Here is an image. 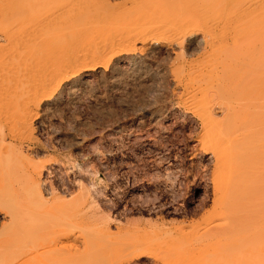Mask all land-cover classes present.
<instances>
[{
	"label": "rangeland",
	"instance_id": "1",
	"mask_svg": "<svg viewBox=\"0 0 264 264\" xmlns=\"http://www.w3.org/2000/svg\"><path fill=\"white\" fill-rule=\"evenodd\" d=\"M5 1L12 2V0H1L2 3ZM23 1L15 0L12 3H8L9 6H12L11 8L13 9L14 6L16 7L19 5L18 7H20V4H24ZM72 1L76 3L74 4L73 2H71V0H28V2L26 0L25 5H21L20 9L18 8V11L21 10L19 11L20 13H18L17 9H14L15 11L13 10L18 16L19 14L21 15V12L24 13L22 19L30 17L26 18L27 21L26 19L23 20L25 22L22 21L23 24H25V26L22 24V27H24L23 30L19 29L21 28V26H18L20 25V23H17L16 25L5 24V26H3L4 29L5 27H7L5 31L13 29L14 31L21 30V32H24L23 34L25 35L29 33V35H31L33 30H35L37 34H40L39 36L45 35L43 36L44 38L42 37L43 39L50 37L53 41L55 40L53 42L55 46L51 45V47L49 46L48 48L43 49L39 48L38 50L35 48L32 49L30 47L19 50L17 58L23 61L22 59H25V57H31V59L27 57L25 60H30L31 63L35 62L37 64V70L39 72H35L34 75L28 73L29 75H24V77L22 78L24 79L26 76L28 77V81L26 80V78L25 80H22V83L20 81V86L25 83L23 84V87H20L22 89V92L20 91V88L18 89V94L22 96L19 101L25 100L23 102L25 104V109L21 107L17 109L18 105L14 100L11 103L12 105L16 104L14 106H17V111H13L12 109H15V107L12 106L10 110L7 108V112H10L12 110L10 112L11 114H9V112H6L7 114H9L8 117L7 115L5 116L6 113L4 115V112L0 113V124L2 125H0L2 129H0L6 135L4 140L2 142L0 141V195L2 193V197L0 196V208L4 207L3 210L1 209L0 211V264H159L160 261L162 264H164V262L166 264H216V262H218L217 264H224V262L225 264H264V252L262 250L257 251V253L260 252L259 254L251 252L255 251L251 249H254V246H257L258 244H252L254 243V235L256 234V230L258 228L255 230L256 232L254 233V235L253 233L249 232L250 230H252V227H254L255 224H258V222L255 223L256 220L249 222L252 227H250V225L247 223L249 226L247 227L246 225V230L251 228L248 231H245V227L243 224L245 222L242 223L243 227L241 225L242 229L244 228L243 230L239 229L240 225H236L238 223L237 222L233 224L232 227L230 226L231 228L227 227L229 228V230H223V233L226 234L222 235V232H219L222 229V225L219 223L221 222V217L217 215V212L219 209H222L223 211V209L225 208V204L221 206L223 204L222 201L224 199V201L228 200H226L224 196L229 198L230 194L229 191L228 193L225 192L226 188H224L223 186L220 188H215L214 182L216 183V181H221L220 179V181L218 180V176H220L219 178H221L223 174L222 168L220 166L215 167V160H213V158L209 159L201 150L203 149V137L201 136H203L205 133L203 129L201 130L199 119L196 115L192 114V108H190L191 105H194L192 100H197V95L201 94L200 96H198L201 98L208 96L211 92V88L209 87V89L208 86L214 84V81H210L209 84V81L207 79L211 78L210 73L204 71V69H206L207 71L212 67H208V63L210 65L216 64V66L220 63L221 65L223 59H226L228 57V53H230L231 55L227 58L228 60H224L225 64H228V61L234 60V55L232 56L233 53H236L235 58L237 59L235 60L238 62V60H240V56H242L243 53L245 54L250 51L247 53L250 55L245 54V56H248L247 59H245L246 57L243 58L244 56L241 57V60L238 64H241L242 62V64H249V62L252 63L254 61V63L252 64L258 63L260 65L259 67L262 66V70L264 69V64H261V61H263L261 58L264 56V50H262V52L260 53V48L263 49L264 47L263 42V45H260V39H263L262 36L264 35V28L261 27L264 23V15H262V13L260 12L255 13L258 12V9L260 10V2L258 0H256L258 3L255 0H245L246 2L244 0H211V3H209L208 1L210 0H201L200 7V5H198L200 2L199 0H183V2L182 0H177L176 3H179L180 1L181 5L177 4L176 6L172 3L176 0H169L171 3L168 0V3L167 1L164 3H157L158 0H155V6H153L149 2V0H143V2L142 0H131L135 3H128V1L130 0H88V2L90 1L88 4H84L83 0ZM194 1H198V6L193 5L196 4V2ZM217 1H222L224 3H217ZM241 1L243 2L241 3ZM80 2H82V4ZM202 2L204 3L202 4ZM215 2L217 4H220V7H215ZM253 2L255 3V5L252 4ZM69 3H71V6L69 5ZM104 3L105 5H103ZM142 3H145L144 5H147V8H144L145 10L142 9L144 6L142 8L140 6L142 5ZM231 3L234 5V7L235 5L239 7L241 6V9L237 7L234 8ZM240 3L241 5H239ZM245 3H247V5H245ZM12 4H14V6ZM32 4H36L34 5V8ZM95 4H97L98 6L96 5L97 7L94 9L93 7ZM30 5H32L33 9ZM73 5L77 8L75 9ZM137 5H139L140 8H138L139 6ZM149 5L150 7L152 6V9L149 8ZM28 6H30V8ZM61 6L63 9L61 8ZM66 6L69 7L67 8ZM130 6L131 8H129ZM226 6H229L227 7L229 9H226ZM25 7H28L29 9ZM203 7L206 8L205 11ZM244 7L245 9H243ZM54 8L58 10L56 11ZM90 8L93 9L89 11L88 9ZM103 8L105 9V11ZM222 8L225 10L224 14H222L223 11H220ZM134 9H136V11ZM213 9L215 10L213 11ZM80 10L82 11V13L80 12ZM137 10L140 11L138 12ZM209 10L212 11L208 12ZM69 11L72 12V14ZM130 11L132 13H129ZM200 11L203 14L200 15ZM219 11L221 13H218ZM228 11L231 14H228ZM27 12H29L30 14H33L35 12V15L39 14V16L36 15L34 18L31 17L32 15H29ZM77 12H79V14ZM148 12L150 14H147ZM233 12L235 15L233 14ZM26 13L27 15H25ZM122 13L124 14L122 15ZM253 13L254 15L259 14L260 16H262L260 20L257 19L258 17H260L259 15H253L254 18L257 17V20H253L254 18L251 17V14ZM71 15H74V17H71ZM96 15L98 18L95 17ZM127 15L129 17H127ZM81 16L83 17V20H81ZM75 17L76 19L77 17L79 18V23L80 21L82 22L80 24L72 23V20H74L73 22L76 21V19H74ZM134 17H136L138 20ZM223 17L225 20L222 19ZM246 17H250V19L248 18L250 21L246 19ZM67 18L69 20L71 19V22ZM142 18H148L150 22L148 21V24L144 23V26L142 21L145 22L146 20H143ZM60 19H62V22ZM86 19L88 22L86 21ZM131 19H133L134 22L135 20H137V24L133 23ZM220 19L221 21H219ZM33 20H35V22H33ZM66 20L70 22L67 25L64 24ZM100 20L101 26L99 23ZM31 21L33 22V24ZM57 21H59V24L57 23ZM231 21L233 22L231 23ZM240 21L243 24H240L241 27L240 25H237L240 23ZM167 22L170 23V28L167 27ZM245 22L248 23L245 24ZM104 23L106 24V26ZM125 23L126 25H124ZM163 23L165 25H162ZM215 23L217 25H215ZM61 24L66 27L71 26L72 28H68L69 30L66 28L64 33L62 29H64L65 27H63ZM75 24L79 26L77 27L75 26ZM149 24H151V26ZM232 24L236 25L231 29L230 26ZM59 25L62 28H60ZM131 25H133V27ZM171 25L173 26L171 27ZM54 26H56V28H54ZM3 27H0V31H4ZM89 27L94 32H92L93 36L91 33L92 30ZM259 27H261L260 29L262 30V33L260 32ZM59 28L61 32L57 31L59 30ZM72 29H74V31H72ZM76 29L77 31H75ZM145 29L148 30V32ZM256 29L259 30L255 31ZM49 31H51V33H49ZM100 31L110 33H108L109 36L106 41H102V45H100L101 43H98V39L96 41L94 40V42L98 43L96 45L97 49L94 48L96 49L95 51H97L96 55H94L98 59L101 58L100 61H104V63L100 62L99 64H93L89 62V59H85L84 57H82V54L79 51L86 47L84 46V44L86 45L88 41L90 42V40L88 39V33L89 35L91 34L90 36L92 38H89L92 40L97 36L98 33L96 32H99L100 34ZM36 32L34 34H36ZM67 32L69 33V35ZM45 33L49 34L46 36ZM81 33L82 35H80ZM222 33L224 37L222 36ZM248 33L250 35V38L248 37L249 39H253V37L255 38L253 39V41H255L254 46L260 45L259 49H256V47L253 48L254 50H260L259 52L256 50L254 51L250 48V50H247L246 46L247 44H250V42L246 43L248 41H245V39H247ZM251 33L253 35H251ZM75 34H77V36ZM227 34L229 36L233 35L236 40L233 39V36L232 39H230L231 37H229ZM62 35H64L65 37L63 38ZM119 35L122 37H120ZM210 35L212 39L216 38V41L214 39L212 41ZM245 36L246 38L243 39L245 41L244 45V41L241 39ZM73 37H75V39ZM116 37L118 38V40L116 39ZM113 38H115L117 41L115 42V39L113 40ZM252 39L249 40L251 41V43ZM130 40L132 41V43H130ZM240 40L243 41L241 42L243 43L242 45L239 44ZM84 41L87 43H84ZM113 41L114 44L111 43V45H108L109 42ZM210 41L214 45L211 46ZM94 42L92 44H94ZM177 42H182V44L180 43L181 45H179ZM218 42H220V44ZM224 43L225 45H223ZM132 44L134 45L133 47ZM237 44L239 45V48ZM234 45H237V49H235L237 51H234V49H231L234 52H232L231 50H229L230 52L226 51L228 50L227 48H229V46L230 48H232L235 47ZM242 46L245 47H243L244 49H246L245 51L243 49H240V47ZM78 47H81V49ZM249 47H251V45H249ZM104 48H107L108 50H104ZM29 49L31 51L33 50L32 53L34 60H32L33 57L30 56L32 55V53ZM224 49L226 52L224 51ZM7 50L8 53H6V49H2V51L0 52V55L1 53L4 54V56L2 54V58L0 57V59H2L0 60L1 63L7 64L8 61L9 63H11V61H14V59L10 57H12L11 55L15 54L16 52H12L11 49ZM210 50L213 54L211 56ZM220 50L223 51L224 54L226 53L227 56L224 57L223 53H220ZM240 50L244 52H239V57H237L238 51ZM251 50L253 52H251ZM41 51L43 56L42 54H40ZM45 51L50 52L49 54L48 52L45 54ZM92 52L93 50L90 53L91 56L93 55ZM98 52L99 54H102V52H104V55L102 54L103 56L99 57V55L97 57ZM240 53H242V55ZM112 54H114V57H111ZM258 55L260 60L257 57ZM216 56L219 57L216 58ZM110 57L112 58V60L110 59ZM230 57L232 58V60ZM251 57H253L254 60ZM248 58H251L252 60L250 59V61H248ZM243 59L247 61L244 62ZM27 61L26 63H29V61ZM211 61L215 62L212 63ZM236 61L234 62L236 63ZM41 62H44V64H42ZM88 62L90 64H88ZM224 63L222 62V65ZM87 64L88 66L86 67L85 65ZM202 64L204 65V67ZM194 69H197V71H195ZM198 69H203V74H208L205 76L208 78L206 79L203 76L204 80H202V78H200L202 77L200 73L202 71H198ZM191 70L194 72H192ZM37 74L38 76H36ZM187 74L189 77L191 76L193 78V81L197 79L200 80V83L198 84L196 82L199 81H195L194 83H196L197 85L192 84V78H189ZM31 75L33 76L31 77L32 79H30ZM204 81H207L206 83L208 84V86L205 85L206 83L204 84L205 86H203ZM188 82H190L188 84L189 86H187ZM198 85H202L203 90L199 89L197 87ZM30 87L32 88V90ZM190 87H193V89L191 90ZM194 88H196V90L198 89L197 93L195 92ZM204 88L205 90L208 89L209 91L206 90V92ZM234 89H232L233 91H231L234 92ZM187 92L189 95L187 94ZM193 92L196 94H193ZM22 93H25L24 95L27 96L23 97ZM31 93L36 95L37 98L35 96H31ZM192 94L193 96H195L193 97ZM189 96L191 99H187L188 101L184 99ZM27 97H31L33 102L36 99L39 103L37 109L34 110L37 112H35L36 117L34 111L32 110V113L30 112L28 115L24 114L25 116L22 115L23 117L18 114L22 118L21 119L20 117H17V113H21L22 111L24 113V110L26 112V107L30 106L29 108H32L36 103H32V101L29 102L31 98L28 99ZM258 97H260V95H258ZM183 99L185 103L189 102L186 106L184 105L185 103H183ZM190 100L192 104H190ZM31 103L33 105H31ZM18 110H20V112ZM12 114H15V116H13ZM11 115L12 118H10ZM26 117H29L26 119L27 121L25 120ZM5 118L7 122L5 121ZM19 118L21 120H19ZM9 120L12 122L9 123ZM21 124H23L24 126H22ZM14 128L17 129L15 130ZM15 134L18 135V137L14 136ZM196 139H199L201 141L200 143V141L198 140L201 145L197 143L198 141ZM204 140L206 141L207 138H205ZM195 142L197 143L196 146L194 145L196 144ZM197 146H199L201 149ZM201 153H203V155ZM1 168L4 169L3 172L1 171ZM9 170L12 171L10 172ZM211 178L213 179L211 180ZM261 183L262 180L251 182L249 185L247 196H254L256 193H258V191L260 192L259 187L261 188V186L263 185ZM5 184L6 186H4ZM214 193L217 195H215ZM261 193L262 192H260V194ZM6 194L7 196L5 197ZM14 194H16V196ZM262 195H264V193H262ZM215 196H217L218 199L221 197V201L218 202L219 200L217 201ZM256 198H260V196H255V199ZM215 200L217 201V203L215 202ZM262 201L264 202V200ZM262 204L264 205V203ZM7 205L8 207H6ZM259 205L258 206L260 208L261 204L259 203ZM218 207L220 208L218 209ZM251 207H253V205L250 206V208ZM27 208L31 210L27 211ZM224 210L226 211V209ZM259 210L257 211L259 212ZM5 211L8 212L4 214L3 212ZM13 212L15 215L13 214ZM24 212L25 214H27V212L34 213V219L36 220L33 221V223L37 224L36 226L40 225L39 227H37L38 230L44 231V229H47L50 224H58V226H60L63 222H66V225H64V227L60 226L61 229L63 228L62 230H65H61L62 232H65V234L70 232L75 236H80L79 238H82V236L91 237L93 235L92 237H96L94 239L98 242L99 246H105L109 244V247L106 246V248L108 247L109 250L106 249L108 251H106V255L104 254V251L103 255L102 253H94L93 255V253H75L74 250L73 253L75 254H73L72 252L68 254L66 252V255L64 252L66 248L68 249V247H66L67 242H63L62 244L60 243L61 245L59 244V246H57L56 244L52 245L47 241L46 245H41V249L38 245L39 251L46 250L47 252L44 255H41L42 257L40 255V257H34V255L32 256V253H30L29 250L31 248V244L29 243L30 241L28 242V239L25 240L29 243L30 246H28L27 242L25 243V241L22 244V240H24L25 238H23L22 240L19 239L22 238L20 237L22 236L20 235L22 233H20V229L22 231V229L25 228L23 225H21L23 224V222L21 221H24L26 217L24 216ZM254 212L249 213L254 214ZM9 213H11V215ZM215 214L219 216V220L218 218H215L217 217L215 216ZM27 215L29 216V214ZM9 216H12V220L9 219ZM13 217H16V221L18 220L17 222L14 221L16 226L14 223H10L15 220V218ZM263 218L261 220L262 222ZM101 219L104 220L103 222H107L109 231L112 232V234L108 237L103 235L100 230V225L102 222ZM253 219L254 218H252V220ZM212 220L217 222L219 221L218 225L221 227L219 228L217 226V222L215 224V222H213ZM211 221V225L214 226L216 230L214 227V229H211L212 226L209 224ZM134 223L137 225H135ZM155 224H157L158 226ZM159 225H164V227L180 226L182 227V229L180 231L179 237L177 236L173 238H160L162 241L159 239L160 242H158L157 239L154 240V234H152L151 232L155 227H159ZM260 226L261 229L259 228V230L262 231L263 235L261 234V236L259 233V237L257 236L255 238V241H257V238H260V236L264 238V231L262 229L263 227L262 225ZM17 227H20L19 231L17 230ZM12 228H14V230ZM134 229L138 230L137 232L139 233L137 234L139 235V237L143 234H146V236H150L144 238L147 240V243L149 242V244H147L146 246V249L149 250V253H147L146 255H134V241L140 240H137V237L134 239ZM16 230L18 233L16 232ZM210 231L219 232V234L222 235L221 237L223 238H221L218 234L213 237L214 235L212 236V234H210ZM243 231L245 232L240 233ZM233 232L238 236H235ZM101 233L106 238L100 237L102 236ZM14 234L16 236H14ZM209 234L213 238L210 239V236H205ZM12 235L16 238V241L14 240L15 238ZM229 237L234 239L233 242L235 243L232 244V239H230ZM235 237L241 238L239 241L240 243L238 242V240H235ZM226 238L228 239V241ZM262 238H260V242H263L261 241ZM150 239L151 241L153 240L152 243ZM20 240L21 242L19 245L17 244V241ZM223 240L226 241L224 242ZM3 242L5 243V245ZM11 242H13L12 246ZM220 242L225 243L222 246L225 249L227 248L226 250L221 249L222 246ZM14 243L16 245H14ZM110 243H112L111 245H113V243L116 244L115 247H112L113 249L111 248V252ZM183 243L186 246L182 245ZM156 244L158 245L156 246ZM80 245L81 244H78V246ZM151 245L154 246L152 247ZM246 245L251 249H249ZM61 246H65L66 248H63ZM179 246L181 247V249L178 248L177 250V247ZM219 246H221V248ZM237 246L243 248L244 251L242 255V252L239 251L242 248H238ZM80 247L83 246L81 245ZM189 247H191L192 249ZM245 247H247L248 249L246 248L245 250ZM49 248H51L52 250L50 249L49 251ZM98 248L94 247L95 250H97ZM165 248L166 250L169 249L172 255L168 256L167 254H165L168 257H164L165 255L163 254L165 253ZM257 248L260 249L259 244ZM70 249H72V247ZM236 250L238 251V253H236ZM172 251H177V253H172ZM221 252L223 253V255L221 254ZM228 252L231 253L229 254ZM173 254L178 257H173ZM260 254H262L263 256H260ZM245 255L247 256L245 257ZM239 257L242 258L240 259ZM133 260L134 263L132 262ZM226 260H228L227 263ZM229 261H231L232 263Z\"/></svg>",
	"mask_w": 264,
	"mask_h": 264
},
{
	"label": "bare ground",
	"instance_id": "2",
	"mask_svg": "<svg viewBox=\"0 0 264 264\" xmlns=\"http://www.w3.org/2000/svg\"><path fill=\"white\" fill-rule=\"evenodd\" d=\"M4 1V0H3ZM13 1H15V0H12V2ZM23 1V0H22ZM35 1H37V0H35ZM79 1V0H78ZM78 1H77V4H78ZM80 1H82V0H80ZM92 1H94V0H92ZM99 1V0H98ZM108 1V0H107ZM125 1V0H124ZM148 1V0H147ZM155 0H149V2L153 5V6H155V2H154ZM167 0H161V1H157V3H164V2H166ZM169 1V0H168ZM168 1H167V3H168ZM171 1V0H170ZM169 1V2H170ZM200 2H199V4H198V1H194V2H196V4H193V5H196V6H198V5H200V7H201V0H199ZM205 1H207V0H205ZM204 1V2H205ZM215 1V0H214ZM220 1V0H219ZM219 1H217V3H224V2H219ZM245 1V0H244ZM251 1V0H250ZM256 1V0H255ZM259 2H260V10L258 9L257 11L258 12H255V13H262V15H264V0H258ZM6 2V1H5ZM5 2H1V0H0V27H3V26H5V24H12V25H16L17 23L19 24L20 23V25H18V26H21V28H19V29H22L23 30V28L24 27H22V24H23V22H25V21H23L24 19H26V18H30V17H26V18H23L22 19V16H23V14L24 13H22L21 12V15L19 14V16L14 12L16 9H17V11H18V8L20 9L21 8V5H25V2H26V0L25 1H23L24 2V4L22 3V4H20V7H18V6H14V4H12L14 7H13V9L11 8L12 6H9V3H12V2H10V1H7L6 3ZM9 2V3H8ZM27 2H28V0H27ZM71 2H73L72 0H71ZM83 2H84V4H88L89 2H88V0H86V1H84L83 0ZM86 2V3H85ZM129 2H132L131 0L130 1H128V3ZM139 2H141V1H139ZM139 2H137V3H139ZM142 2H143V0H142ZM153 2V3H152ZM177 2V0L175 1V2H172L173 3V5H181V2L179 1V3H176ZM182 2H183V0H182ZM204 2H202V4L204 3ZM209 3H211V0L210 1H208ZM213 2V1H212ZM232 2V1H231ZM243 1H241V3H242ZM246 2V1H245ZM249 2V1H248ZM257 2V1H256ZM31 3V2H30ZM74 4L76 3V2H73ZM81 4H82V2H80ZM91 3H93V2H91ZM90 3V4H91ZM108 3V2H107ZM132 3H135V2H132ZM132 3H131V5H132ZM146 3H148V2H146ZM149 3V4H150ZM156 3V4H157ZM166 3V4H167ZM171 3V2H170ZM216 2H215V4H216V6L215 7H217V6H219L220 4H217ZM241 3L239 4V5H241ZM258 3V2H257ZM3 4H5V5H3ZM40 4V3H39ZM81 4H79V5H81ZM83 4V5H84ZM98 4V3H97ZM97 4H95L94 5V9L99 5H97ZM101 4V3H100ZM145 4V3H144ZM143 3H142V5H140L141 6V8L142 9H144V8H147V5H144ZM198 4V5H197ZM207 4V3H206ZM212 4H214V3H212ZM232 4V3H231ZM231 4H230V6H231ZM251 4V3H250ZM252 4H254L255 5V3L253 2ZM26 5H28V4H26ZM33 5V4H32ZM32 5H30L31 6V8H32ZM34 5H36V4H34ZM33 5V8L35 7ZM69 5L71 6V3H69ZM97 5V6H96ZM103 5H105V3L103 4ZM172 5V4H171ZM229 5V4H228ZM233 5V4H232ZM245 5H247V3H245ZM30 6H28L29 8H30ZM40 6V5H39ZM44 6V5H43ZM53 6V5H52ZM51 6V7H52ZM85 6V5H84ZM129 6V5H128ZM137 6H139V5H137ZM140 6L138 7V8H140ZM203 6V5H202ZM207 6V5H206ZM210 6H211V4H210ZM210 6H208V7H210ZM214 6V5H213ZM244 6V5H243ZM28 7H25V8H27V9H29ZM48 7H49V5H48ZM67 7V6H66ZM65 7V8H66ZM69 7V6H68ZM67 7V8H68ZM73 7H74V5H73ZM133 7V6H132ZM152 7V6H151ZM150 7V5H149V8L150 9H152ZM167 7V6H166ZM199 7V8H200ZM207 7V8H208ZM220 7V6H219ZM218 7V8H219ZM227 7H229V6H226V9H229V8H227ZM233 7H234V5H233ZM235 7H237V8H240L239 6H237V5H235ZM234 7V8H235ZM24 8V9H25ZM32 8V9H33ZM37 8V7H36ZM39 8V7H38ZM58 8H59V5H58ZM61 8H62V6H61ZM60 8V9H61ZM72 8V7H71ZM70 8V9H71ZM75 9L77 8V7H74ZM93 8H90V9H88L89 11L90 10H92ZM105 8V7H104ZM103 8V9H104ZM129 8H131V6L129 7ZM137 8V9H138ZM174 8H176V7H174ZM182 8V7H181ZM204 8V7H203ZM203 8H201V9H203ZM213 8V7H212ZM217 8V9H218ZM232 8V7H231ZM237 8H236V10H237ZM250 8H251V6H250ZM15 9V10H14ZM53 9V8H52ZM55 9V8H54ZM59 9V10H60ZM63 9V8H62ZM61 9V10H62ZM73 9V8H72ZM106 9V8H105ZM105 9H104V11H105ZM205 9L206 8H204V11H205ZM210 9V8H209ZM216 9V10H217ZM223 9V8H222ZM220 10L221 12L223 11V13L222 14H224V9L223 10ZM241 9V8H240ZM239 9V10H240ZM243 9H245V7L243 8ZM243 9H242V11H243ZM248 9V8H247ZM14 10V11H13ZM23 10V9H22ZM56 11L58 10V9H55ZM98 10H100V9H98ZM120 10H122V9H120ZM125 10V9H124ZM135 11H136V9H134ZM145 10V9H144ZM179 10H180V8H179ZM199 10V9H198ZM208 10V9H207ZM206 10V11H207ZM215 9H213V11H214ZM232 10V9H231ZM230 10V11H231ZM238 10V11H239ZM16 11V12H17ZM19 11H21V10H19ZM18 11V13H20ZM24 11V10H23ZM31 11V10H30ZM29 11V12H30ZM49 11V10H48ZM138 12L140 11V10H137ZM152 11V10H151ZM151 11H149V12H151ZM202 11V10H201ZM200 11V12H201ZM203 11V12H204ZM210 11H212V10H209L208 12H210ZM218 12V13H221V12ZM29 12H27L29 15H32L31 17H34L35 18V16L37 15V16H39V14H36L35 15V12L33 13V14H30ZM53 12V11H52ZM70 12V11H69ZM72 12H73V10H72ZM72 12H70L71 14H72ZM80 12L82 13V11L80 10ZM126 12V11H125ZM138 12H136V13H138ZM147 13V14H150V13ZM254 12V11H253ZM27 13L25 14V15H27ZM40 13V12H39ZM46 13V12H45ZM54 13V12H53ZM58 13H59V11H58ZM57 13V14H58ZM78 14H79V12H77ZM85 13V12H84ZM90 13V12H89ZM111 13V12H110ZM119 13V12H118ZM129 13H132L131 11L129 12ZM145 13V12H144ZM183 13V12H182ZM185 13V12H184ZM212 13V12H211ZM217 13V14H218ZM228 14H231V13H229V11L227 12ZM227 13H226V15H227ZM237 13V12H236ZM62 14H63V12H62ZM74 14V13H73ZM96 14V13H95ZM97 14H98V12H97ZM113 14V13H112ZM124 13H122V15H123ZM201 14H203L202 12L200 13V15ZM209 14V13H208ZM221 14V15H222ZM233 14H234V12H233ZM24 15V16H25ZM28 15V16H29ZM67 15V14H66ZM65 15V16H66ZM75 15V14H74ZM74 15L72 16L71 15V17H74ZM100 15V14H99ZM117 15H119V14H117ZM129 15H131V14H129ZM135 15V14H134ZM133 15V16H134ZM154 15V14H153ZM207 15V14H206ZM219 15V14H218ZM235 15V14H234ZM237 15V14H236ZM241 15H242V13H241ZM253 15H254V13L253 14H251V17L252 18H254L253 17ZM256 15H259V14H255L254 16H256ZM43 16V15H42ZM55 16V15H54ZM56 16H58V15H56ZM64 16V15H63ZM68 16V15H67ZM76 16V15H75ZM78 16V15H77ZM93 16V15H92ZM91 16V17H92ZM113 16V15H112ZM148 16V15H147ZM150 16H152V15H150ZM155 16V15H154ZM172 16V15H171ZM176 16V15H175ZM203 16V15H202ZM209 16V15H208ZM223 16V15H222ZM225 16V15H224ZM238 16V15H237ZM250 16V15H249ZM260 16V15H259ZM50 17V16H49ZM86 17V16H85ZM95 17H97V15L95 16ZM94 17V18H95ZM121 17V16H120ZM127 17H129L128 15H127ZM262 16H260V17H255L253 20H257V19H259L260 20V18H261ZM47 18V17H46ZM55 18V17H54ZM69 18V17H68ZM67 18V19H68ZM98 18V17H97ZM131 18V17H130ZM135 19H137L136 17H134ZM194 18V17H193ZM200 18V17H199ZM198 18V19H199ZM205 18H206V16H205ZM204 18V19H205ZM208 18V17H207ZM233 18V17H232ZM250 19V17H246V19ZM252 18H251V20H252ZM257 18V19H256ZM36 19H38V18H36ZM74 19H76V17L74 18ZM78 17H77V19H76V21L75 22H73L74 20H72V23H79V21H78ZM85 19V18H84ZM104 19V18H103ZM103 19H101V20H103ZM143 19V18H142ZM151 19V18H150ZM155 19V18H154ZM187 19V18H186ZM222 19H224V17L222 18ZM227 19V18H226ZM240 19V18H239ZM248 19V20H249ZM31 20V19H30ZM45 20V19H44ZM53 20V19H52ZM61 20V22H62V19H60ZM65 20V19H64ZM69 20V19H68ZM68 20H66L65 21V25H67L68 23H70L71 21V19L69 20L70 22H68ZM81 20H83V17L81 16ZM98 20V19H97ZM101 20L99 21V23L101 22ZM122 20V19H121ZM132 21H133V19H131ZM138 20V19H137ZM137 20H135V22L133 21V23H136L137 24ZM143 20H146L145 22H143L142 21V23L144 24V23H147L149 20H148V18H146V19H143ZM197 20V19H196ZM225 20V19H224ZM258 20V21H259ZM23 21V22H22ZM26 21H27V19H26ZM78 21V22H77ZM86 21H87V19H86ZM94 21V20H93ZM105 21V20H104ZM141 21V20H140ZM139 21V22H140ZM194 21V20H193ZM219 21H221V19L219 20ZM241 21H243V20H241ZM241 21H240V23L239 24H237V25H243L242 23H241ZM244 21H245V19H244ZM250 21V20H249ZM263 21V20H262ZM32 22V21H31ZM33 22H35V20H33ZM33 22H32V24H33ZM37 22V21H36ZM44 22V21H43ZM46 22V21H45ZM49 22V21H48ZM53 22V21H52ZM59 21H57V23H58ZM67 22V23H66ZM82 21H80V23H81ZM88 22V21H87ZM96 22V21H95ZM121 22V21H120ZM127 22V21H126ZM129 22V21H128ZM150 22V21H149ZM182 22V21H181ZM197 22V21H196ZM233 21H231V23H232ZM256 22V21H255ZM42 23V22H41ZM50 23V22H49ZM79 23V24H80ZM109 23H111V22H109ZM114 23H116V22H114ZM173 23V22H172ZM219 23H222V22H219ZM218 23V24H219ZM228 23H229V21H228ZM235 23H238V22H235ZM248 22H245V24H247ZM36 24V23H35ZM40 24V23H39ZM59 24V23H58ZM75 24V26H77ZM83 24V23H82ZM81 24V25H82ZM94 24V23H93ZM97 24V23H96ZM103 24V23H102ZM105 24V23H104ZM117 24H119V23H117ZM135 24V25H136ZM148 24V23H147ZM161 24V23H160ZM167 24H168V26L167 27H169L170 26V23H168L167 22ZM174 24V23H173ZM195 24V23H194ZM227 24V23H226ZM24 26H25V24H23ZM41 25V24H40ZM62 25V24H61ZM72 25V24H71ZM74 25V24H73ZM92 25V24H91ZM113 25H115V24H113ZM124 25H126V23L124 24ZM139 25V24H138ZM150 26H151V24H149ZM153 25V24H152ZM162 25H165L164 23L162 24ZM215 25H217L216 23H215ZM236 24H232L231 26H230V28L232 29V27H234ZM241 25H240V27H241ZM259 25H260V23H259ZM18 26H16V27H18ZM30 26V25H29ZM36 26V25H35ZM44 26V25H43ZM60 26V25H59ZM63 27H65L64 29H62V31L64 32L65 31V29L67 28H70L71 26H69V27H66V26H64V25H62ZM79 26V25H78ZM77 26V27H78ZM90 26V25H89ZM100 26H101V23H100ZM105 26H106V24H105ZM128 26V25H127ZM132 27H133V25H131ZM144 26H145V24H144ZM173 25H171V27H172ZM214 26V25H213ZM219 26V25H218ZM246 26V25H245ZM254 26V25H253ZM263 26H264V23H263ZM263 26H261L262 28H264ZM37 27H38V25H37ZM40 27V26H39ZM76 27V28H77ZM81 27V26H80ZM111 27V26H110ZM129 27V26H128ZM226 27V26H225ZM224 27V28H225ZM237 27V26H236ZM261 27H259V29L261 28ZM7 27H5V29H6ZM10 28H11V26H10ZM54 28H56V26H54ZM60 28H62L61 26H60ZM60 28H59V30H57V31H60ZM72 28V27H71ZM88 28V27H87ZM90 28V27H89ZM102 28V27H101ZM118 28V27H117ZM124 28V27H123ZM140 28V27H139ZM138 28V29H139ZM158 28V27H157ZM161 28V27H160ZM166 28V27H165ZM170 28V27H169ZM2 29V28H1ZM3 29H4V27H3ZM5 29H4V31L2 30V31H0V52L2 51V49H6V53H8V50L7 49H11L12 50V52H16L15 54H13V55H11L12 57H10V58H13L14 59V61L12 62L11 61V63H9V61L7 62V64H5V63H1L0 62V113H3V115L7 112V108L10 110L11 109V107L13 106V107H15L14 105H18V108L17 109H19V107H21V108H24L25 106V104L23 103L24 101L23 100H21V101H19L20 99H21V95L20 94H18V89L20 88V87H23V84H25V83H23L21 86H20V84L22 83V80H25V78H26V80H27V78L28 77H26L27 75H29L28 73H30V74H32V75H34L35 74V72H39L38 70H37V64L34 62V63H31V61L30 60H28L29 61V63H26V61L27 60H25L27 57H29V56H27V57H25V59H22L23 61H21V59H19V58H17L18 57V53H19V50L20 49H22L23 50V48H32V49H43V48H48L49 46L51 47V45H54L53 44V42L55 41H53L52 40V38H45V39H43L44 37L43 36H45V35H41V36H39L40 34H37V32L35 31V30H33V32H32V34L34 35H29V34H27V35H25V34H23L22 32H21V30H15L14 31V29L13 30H7V31H5ZM58 29V28H57ZM79 29V28H78ZM91 29V28H90ZM98 29V28H97ZM103 29V28H102ZM114 29V28H113ZM174 29H176V28H174ZM218 29V28H217ZM259 29H256L255 31H257V30H259ZM32 30H30V31H32ZM54 30H56V29H54ZM69 30V29H68ZM89 30V29H88ZM92 30V29H91ZM128 30V29H127ZM134 30V29H133ZM132 30V31H133ZM146 30V29H145ZM148 30H149V28H148ZM148 30H146L147 32H148ZM152 30V29H151ZM159 30V29H158ZM226 30V29H225ZM225 30H223V31H225ZM229 30V29H228ZM239 30V29H238ZM237 30V31H238ZM244 30V29H243ZM72 31H74V29H72ZM75 31H77V29L75 30ZM106 31V30H105ZM114 31V30H113ZM112 31V32H113ZM120 31V30H119ZM222 31V30H221ZM232 31V30H231ZM255 31H253V32H255ZM36 32V34H34ZM43 32V31H42ZM61 32V31H60ZM71 32V31H70ZM83 32H84V29H83ZM88 32V31H87ZM90 32V31H89ZM93 32V30L91 31V33ZM111 32V33H112ZM118 32V31H117ZM121 32V31H120ZM150 32V31H149ZM152 32V31H151ZM163 32V31H162ZM225 32H227V31H225ZM233 32H234V30H233ZM239 32V31H238ZM242 32V31H241ZM260 32L262 33V30L260 29ZM39 33V32H38ZM49 33H51V31H49ZM49 33H45L46 34V36L49 34ZM54 33V32H53ZM57 33H59V32H57ZM57 33H56V35H57ZM65 33V32H64ZM63 33V34H64ZM68 33V32H67ZM72 33V32H71ZM74 33V32H73ZM86 33V32H85ZM94 33V32H93ZM93 33H92V36H93ZM96 33H98L97 34V36L96 37H94L92 40L89 38V37H91L90 35H89V33H88V39L90 40V42L88 41V43L87 42H85L84 41V43H87L86 45L84 44V46H86V47H84L83 49H81V47H78V48H80L81 50L79 51L81 54H82V57H84L85 59H89V62L90 63H104V61H100V59H98V58H96L95 57V55H96V53H97V51H95L96 49H97V44L99 43H101L100 45H102L103 44V42L102 41H106V39L108 38V33L109 32H101L100 31V34H99V32H96ZM124 33H125V31H124ZM227 33H229V32H227ZM235 33H236V31H235ZM42 34V33H41ZM110 34V33H109ZM146 34V33H145ZM208 34V33H207ZM234 34V33H233ZM36 35V36H35ZM52 35V34H51ZM61 35V34H60ZM65 35V34H64ZM64 35H62L63 36V38L65 37ZM68 35H69V33H68ZM71 35V34H70ZM76 36H77V34H75ZM80 35H82V33L80 34ZM80 35H79V37H80ZM125 35V34H124ZM141 35V34H140ZM144 35V34H143ZM228 35V34H227ZM239 35V34H238ZM251 35H253L252 33H251ZM256 35V34H255ZM259 35V34H258ZM31 36V37H30ZM50 36V35H49ZM116 36H117V34H116ZM120 36V35H119ZM133 36H134V34H133ZM176 36V35H175ZM220 36H221V34H220ZM222 36H223V33H222ZM229 36V35H228ZM227 36V37H228ZM233 36V35H232ZM232 36H229V37H231L230 39H232ZM43 37V38H42ZM57 37V36H56ZM59 37V36H58ZM68 37V36H67ZM85 37H87V36H85ZM120 37H122V36H120ZM138 37H139V35H138ZM224 37V36H223ZM234 37V36H233ZM250 38V35H249V33L247 34V39H249ZM62 38V37H61ZM74 39H75V37H73ZM92 38V37H91ZM128 38H130V37H128ZM132 38V37H131ZM137 38V37H136ZM182 38H183V36H182ZM207 38V37H206ZM210 38H211V35H210ZM209 38V39H210ZM220 38V37H219ZM246 38V36L245 37H243L241 40H243V39H245ZM262 38L264 39V35L262 36ZM56 39V38H55ZM78 39V38H77ZM98 39V40H97ZM115 38H113V40H114ZM116 39L118 40V38L116 37ZM115 39V42L117 41ZM174 39V38H173ZM205 39V38H204ZM215 41H216V38H213ZM213 39L211 38V40L213 41ZM233 39H235L236 40V38L234 37ZM247 39H245V41H248V42H246V43H249L250 42V44L249 45H251V47H249V45L247 44V46H246V48H247V50L250 48V49H252V50H254L253 48L254 47H256V49H259V46L262 44L263 45V43H264V40L263 39H260L261 40V42H260V45L258 46V45H256V46H254L255 45V41H253V39H255L254 37H253V39H252V43H251V41H249V40H251V39H249V40H247ZM65 40H66V38H65ZM73 40V39H72ZM94 40L96 41H98V43H96V42H94ZM133 40V39H132ZM153 40V39H152ZM151 40V41H152ZM155 40V39H154ZM223 40V39H222ZM240 40V42H239V44H243L244 43V45H245V41L243 42V41H241ZM111 41V40H110ZM125 41V40H124ZM131 41V40H130ZM145 41V40H144ZM225 41V40H224ZM76 42V41H75ZM75 42H74V44H75ZM81 42H82V39H81ZM94 42V44H92ZM143 42V41H142ZM228 42V41H227ZM241 42H243V43H241ZM254 42V43H253ZM263 42V43H262ZM107 43V42H106ZM111 43H113L114 44V41L113 42H109L108 43V45L110 44L111 45ZM130 43H132V41L130 42ZM135 43V42H134ZM179 45H181L182 44V42H177ZM181 43V44H180ZM210 43H211V41H210ZM219 44H220V42H218ZM235 43V42H234ZM259 43V42H258ZM257 43V44H258ZM58 44H60V43H58ZM80 44H82V43H80ZM112 44V45H113ZM253 44V45H252ZM130 45V44H129ZM212 45H214L213 43H211V46ZM218 45V44H217ZM223 45H225V43L223 44ZM238 45V44H237ZM237 45L235 46V47H232V48H230V46H229V48H227V47H225V48H227L228 50H226V51H229V50H233L234 49V51H237V50H235V49H237ZM55 46V45H54ZM61 46V45H60ZM59 46V47H60ZM81 46V45H80ZM115 46V45H114ZM134 45L132 44V47H133ZM175 46V45H174ZM215 46H216V44H215ZM257 46H258V48H257ZM143 47H145V46H143ZM181 47V46H180ZM220 47V46H219ZM223 47V46H222ZM244 46H242V47H240V49H243L244 51L246 50V49H244L243 48ZM263 47V46H262ZM52 48H54V47H52ZM94 48H96V49H94ZM174 48V47H173ZM177 48V47H176ZM218 48V47H217ZM216 48V49H217ZM238 48H239V45H238ZM108 50L109 49V47H108V49L107 48H104V50ZM116 49V48H115ZM181 49V48H180ZM215 49V50H216ZM249 49V50H250ZM255 49V50H256ZM261 49V51H260V53L262 52V50H264V47H263V49L262 48H260ZM25 50V49H24ZM30 50V49H29ZM47 50V49H46ZM49 50V49H48ZM50 50H51V48H50ZM93 50V52H92V56H91V51ZM231 50V51H232ZM239 50V49H238ZM251 50V52H253ZM254 50V51H255ZM31 51V50H30ZM81 51H83V52H81ZM111 51V50H110ZM115 51V50H114ZM182 51V50H181ZM219 51V50H218ZM217 51V52H218ZM224 51H225V49H224ZM225 51V52H226ZM234 51H232V52H234ZM244 51H238V54H237V57H239V52H244ZM256 51H258V50H256ZM258 51V52H259ZM26 52V51H25ZM33 52V50L31 51V53ZM38 52V51H37ZM48 52V51H47ZM46 51H45V54L47 53ZM50 52V51H49ZM49 52H48V54H49ZM106 52V51H105ZM120 52V51H119ZM210 52H211V50H210ZM230 52V51H229ZM231 52V53H232ZM248 52H250V51H248ZM247 52V53H248ZM5 53V52H4ZM23 53V52H22ZM35 53V52H34ZM43 53H44V51H43ZM77 53V52H76ZM216 53V52H215ZM220 53H223V51H221L220 50ZM219 53V54H220ZM242 53H240L241 55H242ZM247 53H245L246 55H250V54H247ZM255 53H257V52H255ZM254 53V54H255ZM2 54L3 53H1V55H0V57L2 56ZM28 54V53H27ZM26 54V55H27ZM40 54H42V51H41V53ZM81 54H80V56H81ZM95 54V55H94ZM102 54L104 55V52H102ZM101 53L99 54V52H98V55H97V57L99 56V57H101V56H103ZM105 54H107V53H105ZM218 54V53H217ZM236 53H233L232 54V56L234 57V60H232V56L230 57L231 58V60L233 61H228V64H225L224 63V60H226L231 54L230 53H228V57L225 59H223V57H222V59H223V65H222V62H221V65H220V63H219V65H217L216 66V64H209L208 62V67H211L209 70H207L206 71V69H204V71L205 72H208V73H210V76H211V78H208V77H205L206 75H208V74H206V75H204L203 74V72L204 71H202L203 69H201V70H199L198 69V71H202V72H200L201 73V76L202 77H200V78H202V80H204V78H203V76L209 81V84H210V81L212 82V81H214V84H212L211 86L209 85L208 86V84L206 83L207 81H204V83H203V86H205V85H207L208 86V88L211 90V92H210V94L208 95V96H205V97H198V96H200L201 94H199V95H197V100L196 99H194L195 100V102H194V100H192L193 101V103H194V105H191V107L190 108H192L190 111L192 112V114H194V115H196L197 116V118L199 119V121H200V126H201V130L203 129L204 130V135L203 136H201V137H203V141H202V148L203 149H201L199 146H197V147H199L202 151H203V153H204V155H206L209 159L210 158H213V160H215L214 162L216 163V166L215 167H217V166H220L221 168H222V172H223V174H222V176H221V178H219L220 176H218V180L220 181V182H218V181H216V183L214 182V184H215V188H220V187H224V188H226L227 189V191H226V189H225V192H227L228 193V191H229V198H227L226 196H224L225 198H226V200L227 201H222V205L221 206H223L224 204V206H225V208L224 207H221V208H224V209H226V211L223 209V211H222V209H219L220 207H218V209L219 210H221V211H219L218 210V212H217V215H219L220 217H221V222H219L221 225H222V227L221 226H219L218 224V222L217 221H213L214 220V218H213V222H215V224H216V222H217V226L220 228H222L219 232L222 234V235H224V234H226V233H223V230L224 229H227V230H229V228H227V227H232L233 226V224H235V223H237L236 225H240L239 227V229L240 230H243L242 229V227H243V224H244V227H245V231H248V230H250L251 228H249V229H247L246 230V225H247V227L250 225V227H252V225L249 223V222H252V221H254V220H256V222L255 223H257L258 222V224L259 223H261L262 221V218L264 217V205L262 204V203H264L262 200H264V195H262V193H264V69L262 70V66L261 67H259L260 65L258 64V63H255V64H252V63H254V61L251 63V62H249V64H238L239 62H240V60H241V57H243V58H245V59H247V57L248 56H245V54L243 53V55L242 56H240V60H238V62L235 60V59H237V58H235L236 57V55H235ZM25 55V54H24ZM24 55H22V56H24ZM114 54H112L111 55V57H114L113 56ZM211 55H213L212 54V52L210 53V56ZM3 56H4V54H3ZM8 56H9V54H8ZM8 56H6V57H8ZM30 56H32L33 57V53H32V55H30ZM42 56H43V54H42ZM223 56L224 57H226L227 56V54L225 53H223ZM252 56H254V55H252ZM91 57V58H90ZM110 57V59L112 60V58ZM217 57H219V56H216V58ZM258 58H259V55L257 56ZM260 57H261V55H260ZM2 58V57H1ZM211 58V57H210ZM212 58H213V56H212ZM215 58V59H216ZM251 58H253V57H251ZM250 58V59H251ZM255 58H256V55H255ZM257 58V59H258ZM3 59H4V57H3ZM29 59H31V57H29ZM109 59V60H110ZM220 59V58H219ZM239 59V58H238ZM245 59H243V61L244 62H246L245 61ZM249 59V58H248ZM250 59L248 60V61H250ZM263 61H264V56L261 58ZM0 60H2V59H0ZM32 60H34V57H33V59ZM77 60V59H76ZM221 60V59H220ZM228 60V59H227ZM230 60V59H229ZM252 60V59H251ZM253 60H254V58H253ZM259 60H260V58H259ZM27 61V62H28ZM40 61V60H39ZM42 61H44V60H42ZM46 61V60H45ZM108 61V60H107ZM208 61H210V60H208ZM215 61H219V60H215ZM215 61H211L212 63H214ZM234 61H236V63L234 62ZM263 61H261V64H264V62ZM4 62V61H3ZM88 62V64H90ZM106 62V61H105ZM210 62V63H211ZM263 62V63H262ZM31 63V64H30ZM37 63H39V62H37ZM42 63V62H41ZM110 63V62H109ZM206 63V64H207ZM227 63V62H226ZM231 63H234V64H231ZM251 63V64H250ZM260 63V62H259ZM42 64H44V62L42 63ZM48 64V63H47ZM88 64L87 65H85L86 67L88 66ZM199 64V63H198ZM206 64H205V66H206ZM256 64H258V65H256ZM40 65V64H39ZM49 65V64H48ZM92 65V64H91ZM101 65V64H100ZM103 65H105V64H103ZM134 65V64H133ZM203 65V64H202ZM210 65V66H209ZM41 66V65H40ZM43 66H45V65H43ZM48 67V66H47ZM114 67V66H113ZM181 67V66H180ZM203 67H204V65H203ZM42 68V67H41ZM200 68V67H199ZM183 69V68H182ZM259 69H260V71H259ZM129 70V69H128ZM195 70V69H194ZM113 71V70H112ZM192 71V70H191ZM195 71H197V69L195 70ZM181 72V71H180ZM179 72V73H180ZM192 72H194V71H192ZM191 72V73H192ZM128 73V72H127ZM190 73V72H189ZM199 73V74H200ZM193 74V73H192ZM24 75H26L25 76V78L24 79H22L23 77H24ZM30 76V79H32L31 77H33V76ZM190 75V74H189ZM196 75V74H195ZM194 75V76H195ZM198 75V74H197ZM36 76H38V74L36 75ZM134 76V75H133ZM182 76H184V75H182ZM187 76H188V74H187ZM186 76V77H187ZM130 77V76H129ZM178 77V76H177ZM189 77V76H188ZM197 77V76H196ZM175 78V77H174ZM189 78H192L191 76L189 77ZM34 79V78H33ZM205 79V80H206ZM210 79V80H209ZM212 79V80H211ZM187 80V79H186ZM192 80V84H196V83H200V80H195V81H199V82H196V83H194L195 81H193V78L191 79ZM20 81H21V83H20ZM28 81V80H27ZM30 81H32V80H30ZM189 81V80H188ZM24 82V81H23ZM35 82V81H34ZM190 82H188L187 83V86H189L188 84L190 83ZM37 83H38V81H37ZM202 83V82H201ZM206 83V84H205ZM184 84H185V82H184ZM205 84V85H204ZM43 85V84H42ZM191 85V84H190ZM197 85V84H196ZM195 85V86H196ZM27 86V85H26ZM25 86V87H26ZM53 86H54V84H53ZM185 86V85H184ZM195 86H193V87H195ZM201 86V87H200ZM198 85L197 87L199 88V89H201V90H203L202 88V85ZM32 87V86H31ZM30 87V88H31ZM193 87L191 88V90L193 89ZM196 87V88H197ZM33 88V87H32ZM32 88H31V90H32ZM50 88V87H49ZM188 88V87H187ZM196 88H194L195 89V92L197 93V91H198V89L196 90ZM214 88V89H213ZM236 90H235V89ZM26 89V88H25ZM232 89H234V92H232L233 90ZM22 89L20 88V91H21ZM53 90V89H52ZM204 90H205V88H204ZM207 91H209L208 89H206ZM205 90V91H206ZM232 90V91H231ZM190 91V90H189ZM206 91V92H207ZM237 91V92H236ZM22 92V91H21ZM20 92V93H21ZM24 92V91H23ZM52 92V91H51ZM202 92V91H201ZM226 92H228V93H226ZM26 93V92H25ZM25 93H22L23 94V97L24 96H27V95H24ZM33 93V92H32ZM31 93V96H35L36 97V95H34V94H32ZM196 93H194L193 92V94H196ZM199 93V92H198ZM203 93H205V92H203ZM231 93V94H230ZM43 94V93H42ZM187 94H188V92H187ZM193 94H192V96H193ZM208 94V93H207ZM227 94V95H226ZM19 95V96H18ZM189 95V94H188ZM187 95V96H188ZM258 95H260V97H258ZM191 96V97H192ZM195 96V95H194ZM193 96V97H194ZM50 97H51V95H50ZM28 98V97H27ZM26 98V99H27ZM31 97H29L28 99H30ZM37 98V97H36ZM49 98V97H48ZM181 98V97H180ZM189 98H190V96L189 97H187V98H184V99H188L189 100ZM196 98V97H195ZM25 99V98H24ZM35 99V98H34ZM184 99H183V101H184ZM191 99V98H190ZM15 100V102H16V104H14V105H12V103L11 102H13ZM36 100V99H35ZM34 100V102H36L34 105L32 104V103H34L33 102V100H32V98H31V100L29 101V102H31L32 101V103H31V105H33L34 107H32V108H29V107H26V109H27V111L25 112V108L24 109H21V110H24V113H23V111L21 112V113H17V117H20V116H25L26 114L28 115L32 110L34 111V110H36L37 109V106H38V101L36 100L35 101ZM50 100V99H49ZM187 100V101H188ZM28 102V103H29ZM40 102V101H39ZM190 102H191V100H190ZM9 103H11V104H9ZM27 103V104H28ZM183 103H185V101L183 102ZM189 103V102H188ZM188 103H185L184 105L186 106ZM190 104H192V102L190 103ZM11 105V106H10ZM22 105V106H21ZM30 105V104H29ZM10 108H9V107ZM28 106V105H27ZM47 106V105H46ZM190 106V105H189ZM188 106V107H189ZM17 107V106H16ZM16 107H15V109H12L13 111H17V109H16ZM11 110V111H12ZM10 111V112H11ZM19 112H20V110H18ZM32 111V112H33ZM38 111V110H37ZM189 111V110H188ZM9 112V111H8ZM7 112V113H8ZM9 112V114H11ZM31 112V113H32ZM36 111H34V113H35ZM5 114V116L7 115V117L9 116V114ZM23 113V114H22ZM37 113V112H36ZM36 113H35V117H36ZM20 116H19V115ZM25 114V115H24ZM13 115V114H12ZM12 115H11V117L10 118H12ZM38 115V114H37ZM4 116V117H5ZM13 116H15V114L13 115ZM22 116V117H23ZM3 117V116H2ZM29 117H31V116H29ZM29 117H26L25 118V120L27 119V118H29ZM21 118V117H20ZM19 118V120H21ZM34 118V117H33ZM1 119V118H0ZM4 119V118H3ZM2 119V120H3ZM9 119V118H8ZM13 120V119H12ZM18 120V119H17ZM18 120V121H19ZM24 120V119H23ZM4 121V120H3ZM5 121H6V118H5ZM27 121V120H26ZM7 122V121H6ZM6 122H4V123H6ZM10 122H12V121H10L9 120V123ZM0 123H1V121H0ZM21 123V122H20ZM1 125V124H0ZM22 126H24L23 124H21ZM26 125H27V123H26ZM28 125H29V122H28ZM2 126V125H1ZM4 127V126H3ZM27 127V126H26ZM1 128V127H0ZM200 128V127H199ZM2 129V128H1ZM0 129V141L2 142L3 140H4V138L6 137V135L2 132V130ZM15 130L17 129V128H14ZM30 129V128H29ZM28 130V129H27ZM200 130V131H201ZM198 133V132H197ZM200 135V134H199ZM14 136H16V137H18V135H14ZM22 136V135H21ZM23 136H26V135H23ZM207 136V137H206ZM12 138H14V137H12ZM22 138V137H21ZM205 138H207V140L205 141L204 139ZM19 139V138H18ZM199 139H200V137H199ZM198 139V140H199ZM197 140V139H196ZM197 140V141H198ZM202 140V139H201ZM200 141V140H199ZM199 141L197 142L199 145H201L200 143H201V141H200V143H199ZM205 144H204V143ZM196 143V142H195ZM197 143L196 144H194L195 146L197 145ZM4 144V143H3ZM198 148V149H199ZM203 153H201L202 155H203ZM1 163V162H0ZM214 164V163H213ZM10 167V166H9ZM2 168H3V166H2ZM1 168V171L3 172L4 171V169H2ZM219 170V169H218ZM5 171H6V169H5ZM10 171V170H9ZM12 171V170H11ZM10 171V172H11ZM221 171V170H220ZM220 173V172H219ZM1 175V174H0ZM215 175V174H214ZM214 177V176H213ZM213 178H211V180H212ZM256 180H262V183L261 184H263L262 186H261V188L259 187V189H260V192H262L261 194H260V192L258 191V193H256L254 196H250V197H248L247 196V194H248V190H249V185H250V183L251 182H253V181H256ZM218 182V183H217ZM4 186H6V184L4 185ZM4 186H2V187H4ZM1 187V188H2ZM213 187V186H212ZM3 189V188H2ZM258 189V190H259ZM10 191V190H9ZM214 191V190H213ZM218 191V190H217ZM217 191H216V193H217ZM223 191H224V189H223ZM7 192V191H6ZM215 192V191H214ZM219 192V191H218ZM254 192V191H253ZM4 193V192H3ZM5 194V193H4ZM8 194V193H7ZM7 194L5 195V197L7 196ZM215 194V193H214ZM223 194V193H222ZM1 195H2V193H1ZM0 195V196H1ZM10 195V194H9ZM15 196H16V194H14ZM13 195V196H14ZM215 195H217V194H215ZM221 196V195H220ZM246 196V197H245ZM255 196L257 197H259L260 196V198H256L255 199ZM2 197V196H1ZM218 197H219V195H218ZM218 197L217 196H215V198H216V200L218 201V202H220L221 200H220V198L218 199ZM263 198V199H262ZM1 199V198H0ZM6 199V198H5ZM8 199V198H7ZM248 199V200H247ZM215 200V202L217 203V201ZM247 200V201H246ZM257 201V202H255V201ZM259 200V201H258ZM3 201H5V200H3ZM7 201V200H6ZM253 203H252V202ZM262 203H261V202ZM11 202H12V200H11ZM228 202V203H227ZM248 203V204H247ZM251 203V204H250ZM259 203L261 204V207L259 208ZM213 204H214V202H213ZM250 204V205H249ZM257 204V205H256ZM6 205V204H5ZM253 205V207H251L250 208V206H252ZM257 207H256V206ZM259 205V206H258ZM263 205V206H262ZM214 206H215V204H214ZM218 206V205H217ZM246 206H247V208H246ZM1 207V206H0ZM2 207H3V205H2ZM6 207H8V205L6 206ZM6 207H5V209H6ZM4 208V207H3ZM3 208H0V211H1V209L3 210ZM213 208V207H212ZM256 210H255V209ZM263 209V210H259V209ZM10 209V208H9ZM8 209V210H9ZM28 209V208H27ZM214 209V208H213ZM250 209H251V211H250ZM254 209V210H253ZM13 210V209H12ZM15 210V209H14ZM31 210V209H30ZM29 209L27 210V211H30ZM215 210H217V209H215ZM245 210V211H244ZM257 210H259V212L257 211ZM254 211H257V212H254ZM262 211V212H261ZM8 211H5V212H3L4 214H6ZM12 212V211H11ZM26 212V211H25ZM25 212H24V214H25ZM252 212H254V214H250V213ZM221 213H222V215H221ZM245 213H246V215H248V216H246L245 215ZM10 215H11V213H9ZM13 214H14V212H13ZM27 214H29V216L27 215ZM27 214H25L24 216H26L25 217V220L24 221H21V222H23V224H21V225H23L25 228L24 229H22V231H21V229H20V235H22V236H20V237H22V238H19V239H23V238H25L24 240H22L23 242H22V244L24 243V241L25 240H27L28 239V242L31 244V248L29 249L30 250V253H32V256L34 255V257H40L41 255H44L47 251L46 250H43V251H39V248L41 249V245H43V244H45L46 245V243H47V241L50 243V244H56L57 246H59V244L61 243H63V242H67L66 243V247H68V249L65 247V246H61V247H65L66 248V250H65V254L67 255V253L68 254H70L71 252L73 253V250H74V252L75 253H81V254H87V253H93V255H94V253L95 254H101L102 253V255H103V253L106 255V249H108V247H109V244H107V245H105V246H99V244H98V242L94 239V238H96V237H90V236H82V238H79L78 236H75L73 233H70V232H68V233H66L65 234V232H62V231H65V230H62L61 228H60V226H63L64 227V225H66L65 223L66 222H63L62 223V225H60V226H58V224L56 225V224H50V225H52V226H48V228L46 229L45 227H43V228H45L44 229V231L43 230H38V228L37 227H39V226H36L37 224H34L33 223V221H35L36 219H34V213H30V212H27ZM256 214H258V215H256ZM15 215V214H14ZM18 215V214H17ZM216 214H215V216H217ZM255 215V216H254ZM219 216H217V217H215V218H218V220L220 219L219 218ZM250 216V217H249ZM257 216V217H256ZM10 217V216H9ZM12 217V216H11ZM9 218V219H11L12 220V218ZM213 217V216H212ZM254 218L253 220H252V218ZM13 218H15V220H13V222H10V223H14L15 224V222L14 221H16V217H13ZM38 218V217H37ZM261 218V219H260ZM19 219V218H18ZM27 219V220H26ZM33 219V220H32ZM103 219V218H102ZM101 219V220H102ZM105 219H107V218H105ZM258 219H260V220H258ZM30 220V221H29ZM31 220H32V222H31ZM62 220V219H61ZM110 220V219H109ZM216 220V219H215ZM10 221V220H9ZM18 221V220H17ZM16 221V222H17ZM104 220H102V222H101V225H100V230H101V232L103 233V235H105V236H109V235H111L112 234V232H110L109 231V228H108V225H107V222L105 223V222H103ZM212 221L209 223L210 225H211V223H212ZM261 221V222H260ZM100 222V221H99ZM239 222H241V223H239ZM243 222H245V223H243ZM9 223V224H10ZM20 223V222H19ZM18 223V224H19ZM24 223H25V225H24ZM32 223H33V225H32ZM224 223V224H223ZM243 223V224H242ZM249 225H248V224ZM135 224V223H134ZM149 224V223H148ZM255 224V228L254 227H252V230H250L249 232H251V233H253V235H254V233L256 232V234L254 235V243H252L253 245H256L257 243L259 244V246H260V249L259 248H257L258 247V244H257V246H254V247H252V248H254V249H251V248H249L247 245V247L249 248V249H251V250H255V251H251V252H254V253H256V254H259V253H257V251L258 250H262L263 252H264V238H262L261 236L263 235L262 234V231L261 230H259V228L261 229V226L260 225H262V229H263V231H264V218H263V222L261 223V224ZM135 225H137V224H135ZM155 225H157V224H155ZM214 225V224H213ZM241 225H242V227H241ZM15 226H16V224H15ZM33 226V227H32ZM35 226H36V228H35ZM158 226V225H157ZM212 226V225H211ZM226 226V227H225ZM257 226H259V227H257ZM32 227V228H31ZM136 227V226H135ZM153 227H154V225H153ZM152 227V228H153ZM214 226H212V228L211 229H214L213 228ZM230 227V228H231ZM235 227V226H234ZM238 227V226H237ZM15 228V227H14ZM14 228H12L13 230H14ZM20 228V227H19ZM19 228L17 227V230L19 231ZM21 228H23V227H21ZM66 228V227H65ZM137 228V227H136ZM139 228V227H138ZM236 228V227H235ZM258 228V229H257ZM35 229V230H34ZM38 231H37V230ZM41 229V228H40ZM140 229V228H139ZM181 229H182V227H180V226H177V227H164V225L163 226H160L159 225V227H155L153 230H152V234H154L153 236H154V240H156L157 239V241L158 242H160V238H166V237H169V238H173V237H179V234H180V231H181ZM210 229V230H211ZM257 229V230H256ZM17 230H16V232H17ZM25 230H26V232H25ZM62 230V231H61ZM99 230V231H100ZM141 230V229H140ZM142 230H143V227H142ZM151 230V229H150ZM215 230H216V228H215ZM232 230V229H231ZM256 230V231H255ZM24 231V232H23ZM39 231H41V232H39ZM68 231V230H67ZM124 231V230H123ZM138 230L137 229H134V239L136 238L137 240H139V241H134V255H136V256H141V255H146L147 253H149V250H147L146 249V246H147V244H149V242L147 243V240L146 239H144L145 237H148V236H146V234H143L142 236H140L139 237V235L137 234V233H139V232H137ZM145 231V230H144ZM235 231H238V230H235ZM245 231H243V232H240V233H244ZM252 231H254V232H252ZM259 231H261V232H259ZM8 232V231H7ZM11 232V231H10ZM14 232V231H13ZM208 232V231H207ZM213 232H215V233H213ZM219 232H217V231H210V234H212V236L213 237H215L217 234L218 235H220L219 234ZM18 233V232H17ZM16 233V234H17ZM102 233H101V235H102ZM141 233V232H140ZM247 233V232H246ZM258 233V234H257ZM259 233H260V238H262L261 239V241H263V242H260V238H257V241H255V238L259 235ZM97 234V233H96ZM122 234V233H121ZM131 234V233H130ZM210 234L209 235H205V236H210ZM233 234L235 235V236H238L237 234H235L234 232H233ZM10 235V234H9ZM23 235H25V236H23ZM84 235V234H83ZM94 235H95V232H94ZM100 236V237H105V236ZM123 235V234H122ZM222 235H220V237L222 236ZM228 235V234H227ZM245 235V234H244ZM252 235V234H251ZM252 235V236H253ZM13 236V235H12ZM14 236H16L15 234H14ZM13 236V237H14ZM212 236H210V239L211 238H213ZM98 237V236H97ZM99 237V238H100ZM150 237V236H149ZM231 237V236H230ZM229 237V238H230ZM259 237V236H258ZM11 238V237H10ZM15 238V237H14ZM17 238H18V236H17ZM106 238V237H105ZM152 238V237H151ZM217 238V237H216ZM221 238H223V237H221ZM224 238H225V236H224ZM18 239V240H19ZM110 239V238H109ZM160 239V240H159ZM227 239V238H226ZM230 239H232V238H230ZM240 239L241 238H239V237H235V240H238V242L240 241ZM15 241H16V238L14 239ZM13 240V241H14ZM21 240L20 241H17V244H19L20 245V242H21ZM102 240V239H101ZM148 240H149V238H148ZM214 240V239H213ZM212 240V241H213ZM220 240V239H219ZM233 240L234 239H232V244L233 243H235V242H233ZM5 241H7V240H5ZM108 241H110V240H108ZM122 241V240H121ZM150 241H151V239H150ZM153 241V240H152ZM152 241H151V243H152ZM162 241V240H161ZM186 241V240H185ZM185 241H184V243H185ZM192 241V240H191ZM208 241V240H207ZM215 241H216V239H215ZM224 241V240H223ZM222 241V242H223ZM226 241V240H225ZM224 241V242H225ZM227 241H228V239H227ZM241 241H243V240H241ZM246 241V240H245ZM259 241V242H258ZM27 241H25V243H26ZM27 242V244H28V246H30L29 245V243ZM96 242H97V244H96ZM106 242V241H105ZM156 242V241H155ZM154 242V243H155ZM187 242V241H186ZM230 242V241H229ZM228 242V243H229ZM4 243V242H3ZM16 243V242H15ZM14 243V245H16ZM69 243V244H68ZM81 244L83 247H80V246H78V244ZM118 243H120V242H118ZM123 243V242H122ZM184 243L182 244V245H184ZM221 243V242H220ZM240 243V242H239ZM239 243H237V244H239ZM250 243V242H249ZM263 243V244H262ZM8 244V243H7ZM12 244H13V242H11V246H12ZM60 244V245H61ZM106 244V243H105ZM112 243H110V252H111V250L113 249L112 247L114 246H116V244H114L113 243V245H111ZM126 244H128V243H126ZM160 244V243H159ZM162 244V243H161ZM175 244V243H174ZM225 243H221V246L222 245H224ZM230 244V243H229ZM228 244V245H229ZM261 244V245H260ZM4 245H5V243H4ZM26 245V244H25ZM38 245H39V248H38ZM44 245V246H45ZM95 245V246H94ZM124 245V244H123ZM158 244H156V246H157ZM164 245V244H163ZM228 245H227V247H228ZM236 245V244H235ZM1 246V245H0ZM3 246V245H2ZM24 246V245H23ZM32 246H33V248H32ZM43 246V247H44ZM47 246H49V245H47ZM51 246V245H50ZM72 247V249H70L71 247ZM97 246V247H96ZM98 246H99V248H98ZM106 246H108L107 248H106ZM152 247L154 246V245H151ZM150 246V247H151ZM178 246V245H177ZM181 246V245H180ZM177 247V250H178V248L179 249H181V247ZM184 246H186V245H184ZM221 246H219L220 248H221ZM262 246V247H261ZM14 247V246H13ZM15 247H17V246H15ZM19 247H21V246H19ZM27 247V246H26ZM53 247V246H52ZM70 247V248H69ZM94 247L95 248H98L97 250H95L94 249ZM102 247H104V248H102ZM127 247H129V246H127ZM151 247V248H152ZM238 247V246H237ZM237 247H236V249H237ZM247 247H245V250H246V248ZM12 248V247H11ZM56 248V247H55ZM54 248V249H55ZM59 248V247H58ZM62 248V249H63ZM80 248H82V249H80ZM112 248V249H111ZM131 248V247H130ZM175 248V247H174ZM189 248H191V247H189ZM238 248H242V247H238ZM247 248V249H248ZM263 248V249H262ZM5 249V248H4ZM50 249L51 248H49V251H50ZM60 249V248H59ZM149 249V248H148ZM171 249V248H170ZM192 249V248H191ZM221 249H224V250H226L223 246H222V248ZM220 249V250H221ZM229 249H230V247H229ZM228 249V250H229ZM52 250V249H51ZM109 250V249H108ZM164 250V249H163ZM163 250H162V254H163ZM173 250V249H172ZM242 250V251H241ZM45 251V252H44ZM48 251V252H49ZM104 251V252H103ZM165 253L163 254V255H165V254H167L168 256H170V255H172L171 254V251L169 250V249H167L166 250V248H165ZM166 251H168V252H166ZM169 251H170V253H169ZM189 251V250H188ZM193 251V250H192ZM237 251V250H236ZM240 252H242L241 253V255L243 254V248L242 249H240L239 250ZM262 251H261V253H262ZM5 252V251H4ZM67 252V253H66ZM108 252V251H107ZM151 252V251H150ZM177 253V251H172V253ZM218 252V251H217ZM216 252V253H217ZM223 252H225V251H223ZM247 252V251H246ZM249 252H250V250H249ZM63 253V254H64ZM75 253H73V254H75ZM169 253V254H168ZM188 253H190V252H188ZM193 253V252H192ZM220 253V252H219ZM229 254L231 253V252H228ZM236 253H238V251L236 252ZM5 254V253H4ZM62 254V255H63ZM184 254V253H183ZM187 254V253H186ZM221 254L223 255V253L221 252ZM255 254V255H256ZM36 255V256H35ZM40 255V256H39ZM72 255V254H71ZM226 255V254H225ZM240 255V256H241ZM252 255V254H251ZM255 255H254V258H255ZM264 255V254H263ZM262 254H260V256H263ZM168 256H164V257H168ZM175 256V254H173V257ZM188 256V255H187ZM190 256H191V254H190ZM215 256V255H214ZM247 255H245V257H246ZM42 257V256H41ZM163 257V258H164ZM178 257V256H177ZM176 256H175V258H177ZM234 257H238V256H234ZM240 259L242 258V257H239ZM253 258V259H254ZM257 258V257H256ZM165 259V258H164ZM166 259H168V258H166ZM171 259V258H170ZM169 259V260H170ZM161 260H163V259H161ZM231 260V259H230ZM136 261V260H135ZM227 261L228 260H226V263H227ZM233 261V260H232ZM133 263H134V260L132 261ZM229 262H231V261H229ZM228 262V263H229ZM159 263V262H158ZM160 263H161V261H160ZM159 263V264H160ZM173 263H174V261H173ZM218 262H216V264H217ZM232 263V262H231ZM252 263V262H251ZM138 264V263H137ZM162 264V263H161ZM164 264H166L165 262H164ZM178 264V263H177ZM213 264V263H212ZM224 264H225V262H224ZM230 264V263H229Z\"/></svg>",
	"mask_w": 264,
	"mask_h": 264
}]
</instances>
